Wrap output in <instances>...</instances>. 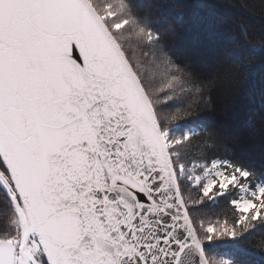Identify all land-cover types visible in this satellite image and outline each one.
<instances>
[{
    "label": "snow or ice",
    "instance_id": "6c2138e0",
    "mask_svg": "<svg viewBox=\"0 0 264 264\" xmlns=\"http://www.w3.org/2000/svg\"><path fill=\"white\" fill-rule=\"evenodd\" d=\"M201 7L169 20L137 15L143 0H0V264H252L242 239L264 227V169L199 163V132L223 137L207 118L173 126L215 77L177 64L161 29L207 28ZM234 191L231 225H196L190 205Z\"/></svg>",
    "mask_w": 264,
    "mask_h": 264
},
{
    "label": "trees",
    "instance_id": "16d2710c",
    "mask_svg": "<svg viewBox=\"0 0 264 264\" xmlns=\"http://www.w3.org/2000/svg\"><path fill=\"white\" fill-rule=\"evenodd\" d=\"M94 2L103 5L105 0ZM194 2L143 0V12L137 15L156 17L164 13L171 20L175 4L191 9ZM198 2L207 28L185 25L171 34L164 33L162 28V42L177 64H188L202 76L215 77V86L203 98L178 103L171 109H181L173 126L186 120L207 118L224 143L214 145L206 133L200 132L193 139L196 147L192 158L199 163L225 156L243 159L259 175L264 169V0ZM135 53L139 56L141 49L136 48ZM205 156L208 160L202 158ZM200 195L197 188L185 185L186 199L196 200ZM233 199V194L226 193L224 197L190 205L189 212L197 226L201 221L205 226L215 225L216 221H227L231 225L239 216L231 203ZM10 218L0 193V233L10 227ZM199 235L203 237L204 233L201 231ZM242 244L251 251L252 264H264V227L258 226L246 233ZM207 250L210 257L218 261L221 257L217 253L226 249L221 246Z\"/></svg>",
    "mask_w": 264,
    "mask_h": 264
},
{
    "label": "rangeland",
    "instance_id": "374dc122",
    "mask_svg": "<svg viewBox=\"0 0 264 264\" xmlns=\"http://www.w3.org/2000/svg\"><path fill=\"white\" fill-rule=\"evenodd\" d=\"M230 188H231V186H230ZM233 195L235 196V199H238L240 197L241 193H239L238 191H234Z\"/></svg>",
    "mask_w": 264,
    "mask_h": 264
}]
</instances>
